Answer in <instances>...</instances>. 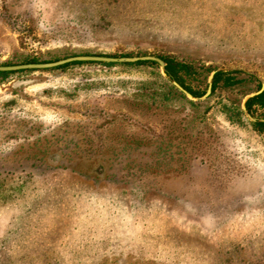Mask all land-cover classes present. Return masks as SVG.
Wrapping results in <instances>:
<instances>
[{
    "label": "rangeland",
    "instance_id": "rangeland-1",
    "mask_svg": "<svg viewBox=\"0 0 264 264\" xmlns=\"http://www.w3.org/2000/svg\"><path fill=\"white\" fill-rule=\"evenodd\" d=\"M77 56L244 74L199 101L154 62L0 79V264H264V0H0V66Z\"/></svg>",
    "mask_w": 264,
    "mask_h": 264
},
{
    "label": "trees",
    "instance_id": "trees-1",
    "mask_svg": "<svg viewBox=\"0 0 264 264\" xmlns=\"http://www.w3.org/2000/svg\"><path fill=\"white\" fill-rule=\"evenodd\" d=\"M163 61L166 62V74L174 81H176L183 89H185L188 93H190L194 97H200L205 94L206 91V85L204 86V89L202 91L193 90L190 86H187L184 81V76L190 74V72H194L196 70V67L194 63H189L186 61H178V59L173 58H167V57H160ZM31 63H37V60L33 59L29 62ZM106 66L113 65V64H107L102 63ZM142 64V63H137ZM150 65H153L154 63L149 62ZM201 70H205L201 67ZM212 69L209 68L206 70V72H211ZM12 72H0V79H4ZM244 74L241 71H232V72H218L214 76L213 85H212V94L214 91L219 87L221 84L224 88H234L237 86L238 83H240V80L236 77L238 75ZM245 76L248 79V82L254 81L257 84V87H260V84L258 80H256L255 77L245 74ZM173 90H170L167 92L166 95H172L176 98H184V96L179 93L177 90H175L173 87H171ZM246 109L247 111L253 116L255 114V109H262L264 111V91L259 96L249 99L246 102ZM253 128L264 134V123H255L252 125Z\"/></svg>",
    "mask_w": 264,
    "mask_h": 264
},
{
    "label": "water",
    "instance_id": "water-1",
    "mask_svg": "<svg viewBox=\"0 0 264 264\" xmlns=\"http://www.w3.org/2000/svg\"><path fill=\"white\" fill-rule=\"evenodd\" d=\"M76 62L107 63V64H128V63L130 64V63H138V62H154L160 66L162 72L167 76L166 62L155 56H142V57H131V58L129 57L112 58V57H102V56H77V57L63 59V60L53 62V63H31V64H22V65H14V66H0V72H17V71H25V70H47V69L58 68V67H61V66H64L70 63H76ZM218 72L220 71L217 70L210 74L208 78V85H207L206 92L200 98L193 97L190 93H188L185 89H183L178 83H176L173 80L171 81L173 85L190 100H193V101L205 100L211 95L214 76ZM263 91H264V83L261 81L260 89L257 92L248 95L243 100V103H242V110L245 116L253 124L264 123V120L253 118L247 111L245 104L249 99H253L259 96L260 94H262Z\"/></svg>",
    "mask_w": 264,
    "mask_h": 264
}]
</instances>
